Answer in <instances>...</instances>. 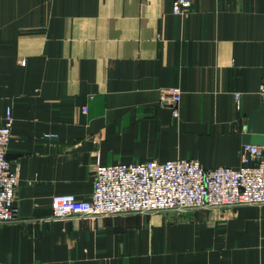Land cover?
<instances>
[{
    "label": "crops",
    "instance_id": "0c3cea01",
    "mask_svg": "<svg viewBox=\"0 0 264 264\" xmlns=\"http://www.w3.org/2000/svg\"><path fill=\"white\" fill-rule=\"evenodd\" d=\"M171 4L0 0L19 211L0 222V264H264V206L224 225L210 211L50 217L53 195L88 197L97 164L236 167L245 144L264 148V0H192L178 15Z\"/></svg>",
    "mask_w": 264,
    "mask_h": 264
},
{
    "label": "built area",
    "instance_id": "2783aa9c",
    "mask_svg": "<svg viewBox=\"0 0 264 264\" xmlns=\"http://www.w3.org/2000/svg\"><path fill=\"white\" fill-rule=\"evenodd\" d=\"M191 1L172 0V13H183ZM259 91L264 93V83ZM180 94L178 87L161 90V96L170 99L174 116ZM240 98L239 92L234 93L236 108L240 107ZM86 110L82 107V112ZM12 123L11 109L7 107L0 116V222L16 220L19 213L16 201L18 162L7 157ZM243 152L242 162L236 167H205L195 159L186 158L97 164L93 189L88 197L77 199L72 193L53 195L50 217H98L263 203L264 148L245 144Z\"/></svg>",
    "mask_w": 264,
    "mask_h": 264
},
{
    "label": "rangeland",
    "instance_id": "374dc122",
    "mask_svg": "<svg viewBox=\"0 0 264 264\" xmlns=\"http://www.w3.org/2000/svg\"><path fill=\"white\" fill-rule=\"evenodd\" d=\"M264 206L263 203H252V204H239L234 206H221V207H210V208H186V209H163V210H154L149 212H135L128 214H140V215H154L161 213H174V217L172 218L175 221H183L192 219V217L187 216L188 211H210V212H218L215 216H218V225H224L232 221L237 217V210L241 207H252V208H261Z\"/></svg>",
    "mask_w": 264,
    "mask_h": 264
}]
</instances>
